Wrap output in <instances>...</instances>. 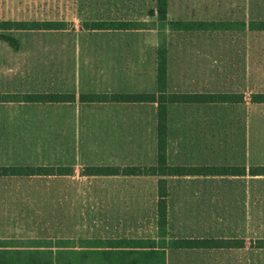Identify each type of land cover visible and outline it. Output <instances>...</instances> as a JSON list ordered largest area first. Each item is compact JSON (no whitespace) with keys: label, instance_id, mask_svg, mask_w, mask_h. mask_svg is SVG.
Wrapping results in <instances>:
<instances>
[{"label":"crops","instance_id":"crops-1","mask_svg":"<svg viewBox=\"0 0 264 264\" xmlns=\"http://www.w3.org/2000/svg\"><path fill=\"white\" fill-rule=\"evenodd\" d=\"M207 1L167 0V22H214L208 29H172L168 23L158 25V17L151 23L147 0H131L129 11L137 15L120 19L112 14L127 6L123 1L99 3L101 18L96 21L138 22L135 29H90L91 20L80 3L75 13L79 17L62 19L65 24L55 29H0V95L75 96L59 102L0 101V167L53 168L50 174L0 175V239L81 238L83 246L90 238V222L97 221L104 225L100 230L114 225L126 230L125 236L99 233V245L125 240L148 246L152 232L157 248L165 250L166 264H250L251 237L264 254V162L250 163L249 133L243 132L248 127L249 112L243 108H249V97L244 89L219 90L216 62L203 63L202 54L184 48L217 43L216 38L195 34L245 32L250 21L233 15L209 17ZM149 2L157 13V0ZM57 13L45 18L42 0H0L1 22H58ZM220 22L228 25H216ZM163 36L167 93L243 96L236 102L166 103L168 164L205 170L89 175V166L158 165L159 102L88 101L81 96L159 94L158 47ZM225 127L238 132H224ZM259 150L264 156V146ZM213 167L230 170L219 174ZM255 167L256 174L251 172ZM250 177H255L257 191L252 206ZM161 180L167 204L164 236L159 224ZM219 191H225L224 200ZM189 239L199 242H169ZM219 251L226 261H217Z\"/></svg>","mask_w":264,"mask_h":264},{"label":"rangeland","instance_id":"rangeland-1","mask_svg":"<svg viewBox=\"0 0 264 264\" xmlns=\"http://www.w3.org/2000/svg\"><path fill=\"white\" fill-rule=\"evenodd\" d=\"M81 1L82 0H42V10L45 13H48V16L45 15V18L50 17L49 13L52 14L51 17H54V12H58L57 18L59 21L53 22L56 26H61V23L65 24L64 22H60L63 21L62 19H73L71 16L78 18L79 16L75 13L77 12L76 10L79 7V3L84 4L83 9H86V12L83 14L85 17L89 18L91 22L101 18V15L98 14L99 3L102 2V4H104V1L107 0H84V3H81ZM121 1H123L127 6H125L123 10L118 9L119 13L112 14V16H116L118 19H120L123 17H133L134 15H137L136 13L129 11L131 0ZM149 1L150 0H147L149 7L147 17L149 20H151V23L154 21L157 22L156 20H152L156 19L158 16L155 8L152 7ZM242 1H244L243 15L239 13L242 9L240 6ZM36 3H38V0H36ZM50 3L53 4L51 5ZM207 3L210 6V12L208 13L209 17L210 15L217 14V16H220L221 18L227 17V19H230L233 15L235 19L247 17L250 22L256 21L260 23L261 21H264V0H216V2L207 1ZM36 9H38L37 6ZM50 10H52V12H50ZM87 11H89V14H87ZM110 12L113 13V10ZM140 16L141 13L138 12V17ZM166 24L167 23L163 21L158 22V25L160 26H166ZM170 35L171 34H169L168 37ZM193 37H213L217 39L216 44L212 42L209 46H187L184 48L187 49L188 53L202 54L203 56L201 58V62L203 63H208V61L216 62L219 75V90L225 88L229 90L242 91V89H244L245 94L248 95L250 102L249 108H243L244 112L247 110L249 112L248 127L247 129L244 127L243 132L245 133L246 130H248L249 133L250 163L256 164L259 162H264V156L262 155L263 152L259 150L261 146H264V103L252 102L253 93L264 92V30L250 29L245 32L218 31L212 35L195 34ZM163 38L164 36L161 38V40ZM231 39L235 40V42L230 43ZM208 55H212L211 60ZM195 61L199 60L195 59ZM221 82L224 83L221 85ZM223 85H225V87H223ZM234 115H236V113ZM225 128L227 130L224 132H238L236 128H233L235 131H231L233 130L231 127ZM220 129L223 128L219 127V133H222L223 131H220ZM254 178L255 177H250L251 189L249 192L251 196V206L256 201L257 195L256 189L253 188L252 179ZM224 192L225 191H219L221 196L220 198L223 200ZM92 209H96V206ZM119 227L120 226L117 227L114 225L113 228H109L108 231H104L100 230L104 229L103 223L101 224L97 221H91L88 231L90 236L89 239H91V241L97 239L95 240L97 242L99 233L105 232L107 236H125L124 234L126 232L123 231L126 230L123 229L120 231L123 227ZM151 233L152 232H150L149 235V239H151L149 242L150 245L148 246L151 247L150 249H153V247L157 246V242L154 240ZM118 241H123L124 243V240ZM169 242L172 244L174 240H170ZM97 243L99 244V242ZM257 244L258 240L251 237V247L249 254L250 264H258L260 259L264 260V254L259 253L258 249L256 248ZM107 245H110V243L107 242ZM81 246V238L62 240L57 238H17L12 240L0 239V264H135V262L138 261L139 264H158V261L155 260L154 255L151 253L141 256L137 250L131 249L133 250L131 255H120L119 250L103 247L100 249L98 248V255L90 253L88 260H85L83 259L84 253L81 251ZM76 249H79V251ZM94 255L98 256L99 258H96ZM111 255H116V257L121 256L122 258L120 261L117 259L118 263H115L107 260V258ZM217 261H226L225 254L221 253V251H219L217 254Z\"/></svg>","mask_w":264,"mask_h":264},{"label":"trees","instance_id":"trees-1","mask_svg":"<svg viewBox=\"0 0 264 264\" xmlns=\"http://www.w3.org/2000/svg\"><path fill=\"white\" fill-rule=\"evenodd\" d=\"M157 15L159 21L168 23L172 29H208L214 26V22L205 21H168L167 22V0H157ZM90 29H135L140 26L138 22L132 21H112V22H100L92 21L87 24ZM216 25L226 26L228 23L220 22ZM56 25L50 21H0V29H55ZM250 29L264 30V21L250 22ZM158 79H159V94H112L109 96L88 94L82 95V100L88 101H100L101 99H111L113 101H133V102H159L158 111V165L157 166H130V167H103V166H89L85 169L89 175H154V174H189L204 171L203 167H178L171 166L167 161V102H236L240 101L243 96L230 93H216V94H187V93H167V43L166 36L161 40L158 47ZM238 97L240 99H238ZM74 95H60L52 93H39V94H6L0 95V101H14V102H59L67 99H74ZM252 102L264 103V92L253 93ZM257 167L252 168L251 172L254 173ZM264 169V168H263ZM212 171H218L219 174H226L229 172L228 167L211 168ZM53 168L50 167H23V166H8L0 167V175L13 174H50ZM256 174V173H254ZM160 188V201H159V224L161 228V236H164L166 223H167V204H166V187L165 181L159 182ZM97 240V239H95ZM95 240L89 239L87 244L81 246V251L84 253L83 259L88 260L90 253L98 255V248H111L119 250L120 255H131L133 250H137L141 256L148 253L154 255L158 264H166L165 250L158 249L157 246L151 247L147 245H133V241L127 244L124 240L118 241L117 245H99ZM198 240H176L172 242L173 246H196ZM73 247V246H72ZM165 247V246H164ZM133 249V250H131ZM79 251V249H76ZM110 250V249H109ZM131 251V252H127ZM94 255L96 258L98 256ZM121 256H109L107 260L118 263L121 260ZM118 259V260H117ZM135 264H139L135 262Z\"/></svg>","mask_w":264,"mask_h":264}]
</instances>
